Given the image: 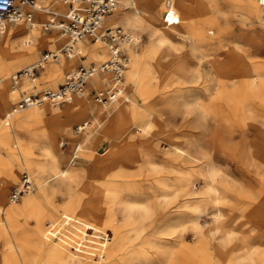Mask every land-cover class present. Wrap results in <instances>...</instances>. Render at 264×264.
Masks as SVG:
<instances>
[{"label":"bare ground","instance_id":"obj_1","mask_svg":"<svg viewBox=\"0 0 264 264\" xmlns=\"http://www.w3.org/2000/svg\"><path fill=\"white\" fill-rule=\"evenodd\" d=\"M34 1V9L16 2L17 8L29 12V20L10 16L0 21V59H3L0 61V148L15 154L18 146L39 188L28 195L34 189L32 182V188L20 196L19 203L11 202L9 197L6 201L7 185L15 180L19 164L15 158H0V240H3L0 264H30L26 253L30 231L18 228L22 216H32L36 230L45 235L59 230L62 241L89 256L97 253L102 256L104 250L116 246L135 230L140 221L154 218V213L160 216L155 227L162 232H173L177 228L178 215H185L193 229L226 232L222 222L221 167L204 149L192 152V140L186 131H152L155 124L163 128V110L196 112L201 119L209 117L207 107L205 109L193 96L192 87H225L226 71L238 70L240 47L233 46L231 50L227 46L230 43L224 36L227 16L217 6L218 0H172L176 21L171 24L163 20V0H117L118 5L104 21L119 24L132 37L131 42L122 45L129 62L121 94L106 102L93 100L92 90L111 83L110 76L108 84L104 85L109 73L96 70L87 79L86 91L74 95L62 108L46 101L14 110L19 91L40 93L36 84L38 77L34 83L20 80L19 90L13 88L11 81L9 87L7 77L18 67L39 61L40 58L34 60L42 48L47 47L56 55L43 65L42 81L61 80L62 73L74 72L79 61L90 64L86 67L96 68L108 58V48L106 51L103 42L94 43L87 36L73 38L62 27V20L57 17L65 13L66 0ZM232 1L238 4V0ZM246 2L255 17L264 19V2ZM192 18L194 24L181 28ZM48 28L53 31L46 32ZM173 32L182 36L181 44L188 40L187 50L172 41ZM68 46L71 50L63 52L62 47ZM239 71L243 78L238 87H259L258 68L250 64ZM174 78L180 79L183 87H166ZM236 90L237 87L222 90L225 96H221L220 101L225 104V100H232V112L237 118L254 116L247 102L235 96ZM136 100L142 105L135 106ZM218 119L222 126L223 115ZM80 120L81 131L74 134L71 125ZM46 121L48 126L41 132L33 127L26 129L25 137L13 132L15 128ZM102 125L103 133L99 135L97 132ZM221 129L218 140L222 133L231 132L224 127ZM116 130L118 134L112 136ZM109 133L111 136L106 137ZM64 134L68 138L67 151L55 146L56 136ZM106 139L108 153L99 148ZM37 149L40 158L36 156ZM70 151L72 155L68 156ZM78 155L88 158L89 166L73 167V157ZM24 171L31 177L27 169ZM88 176L93 178V184L87 181ZM59 196H64L61 204L56 202ZM207 203L212 205L210 210ZM76 208H81L86 218L56 230L54 220L61 211L68 213ZM205 214L211 216V220L202 227L199 218ZM242 248L249 250L244 240ZM257 251V264H264V250ZM57 258L60 260L62 256Z\"/></svg>","mask_w":264,"mask_h":264},{"label":"rangeland","instance_id":"obj_2","mask_svg":"<svg viewBox=\"0 0 264 264\" xmlns=\"http://www.w3.org/2000/svg\"><path fill=\"white\" fill-rule=\"evenodd\" d=\"M164 1H162L163 8ZM217 6L227 16V30L224 35L230 42L227 46L229 49L233 46L240 47V50H238V70L226 71L224 75L225 87H192L191 92L193 96L199 99L200 103L205 106V109L207 107L206 111H208L209 117L201 119L196 112L190 114L183 110L174 112L163 110V119L161 122L163 128H160L159 124H155L152 127V131L154 133H159L162 130L186 131L192 140V152L196 153L198 149H204L211 154L214 161L221 167L224 186L222 203L224 217L222 222L226 226L227 231L212 232L207 228L196 230L192 228L191 223L187 221L185 215H178V220L175 223L177 228L173 232H162L159 231V228L155 227L160 222V216L154 213V218L149 219V221H140L135 230L126 234L116 246L104 250L102 256L98 253L89 256L81 250L72 247L67 241H62L59 230L45 235L36 230L32 216H22L19 219L18 228L20 231L28 229L30 231L29 245L26 249L30 264H257V250H264V19H259L251 13L246 0H238V4L232 0H218ZM64 14H60L62 16L57 17V19L63 21ZM104 23L110 26H120L119 24L108 23L106 19ZM194 23L192 18L185 21L181 28H186V26ZM197 24H200V22ZM120 27L125 29L122 26ZM52 31V28L46 30L48 33ZM181 37V35L174 32L171 36L172 41L176 45L183 47V50H187L189 48L188 40H185L181 44ZM103 44L106 47L105 43ZM46 51L50 52L52 50L47 47L42 48L34 61H37ZM62 51L65 52L64 50ZM82 59H85V57H82ZM0 61H3V59H0ZM250 64L258 68L261 73L259 76V87L242 89L238 87V84L243 78L239 70L243 66L249 67ZM80 65L90 66V64H84L79 61L74 68L77 69ZM23 67L24 65L10 72L7 77L9 87L11 83L10 76ZM43 69L42 67L40 72ZM40 72L36 84L39 85L37 90L43 92L45 90L57 89L63 83L64 77L73 71L67 72L65 70L61 75L62 79L57 82L42 81L40 79ZM109 78L110 75H107L106 84L104 83V85L108 84ZM122 81L125 87L124 75ZM166 87H183V85L180 79L174 78L166 84ZM231 87H237L235 96L247 102V105L255 112L254 116H242L243 119L241 117L237 118L238 116L236 117L233 114L231 108L233 101L227 99L225 100V104L223 101H220L221 96H225V92L222 90H228ZM101 88H103V85ZM95 91L96 89L90 93L93 100H96L94 97ZM125 91L126 89L123 93ZM222 92L223 94H221ZM129 93L131 92L129 91ZM16 100L17 97L15 101L10 102L8 111L12 109ZM135 102V106L139 107L142 105L138 100ZM66 104L68 102L53 106L62 108ZM221 115L224 117L222 126L221 122L218 121V117H221ZM188 118L190 119L188 120ZM81 122L82 120L75 121L71 125V130L74 134L80 133L81 128L79 124ZM244 122L245 124H243ZM48 123V121L34 122L25 128H15L13 132L25 137L26 129L29 130L33 127L36 131L40 130L41 132L48 126ZM93 127L94 125L91 126V128ZM222 127L231 130V132L222 133L224 137L221 136L218 140V135H220L219 133ZM97 133L102 135L103 125ZM116 134H118L117 130L112 136ZM10 136L15 146L11 130ZM110 136L111 133L106 137ZM67 139L66 134L57 135L55 146L59 150H69ZM71 142L73 143V140ZM62 143L64 144L62 145ZM108 147L109 142L107 139L99 144V148L103 152L108 153ZM15 149V154H9L10 152L5 148H0V158H15L19 164V170L15 180L7 185L6 201H8L13 187L17 186L19 181H21L22 173L25 169L30 173L34 186V189L31 192L29 191L28 195L34 194L39 190L34 175L25 164V159L21 156L22 153L18 146ZM38 150L35 153L37 158H40L41 153ZM67 154L71 156L72 152L70 151ZM86 159L83 155H78L75 161H72V164H74L73 167H79L83 164L89 166ZM70 160H72V157ZM87 179L90 184H93V178L88 176ZM63 201L64 196L56 198L58 204H61ZM206 206L209 210L212 208L211 203H207ZM168 210L172 209L168 208ZM84 213L81 208H76L68 213L61 211L57 219L54 220V228L59 229L60 227L72 226L76 220L80 218L84 220L86 218L83 216ZM210 220L211 216L207 214L199 218L202 227ZM147 222H150V224H147ZM169 224L171 223L169 222ZM243 240L249 245L247 252L242 248ZM2 244L3 240H0V248ZM57 256H62V259L57 260Z\"/></svg>","mask_w":264,"mask_h":264},{"label":"built area","instance_id":"obj_3","mask_svg":"<svg viewBox=\"0 0 264 264\" xmlns=\"http://www.w3.org/2000/svg\"><path fill=\"white\" fill-rule=\"evenodd\" d=\"M17 1L19 4H25L31 9L35 7L34 0H0V21L10 16L17 20L30 19L29 12L16 7ZM66 2L65 19L61 22L65 31L73 38L87 36L94 42L101 41L105 43L108 48V58L96 68L78 66L74 72L64 77L63 83L55 90H45L40 93L19 91V98L14 110H22L46 101L54 104L67 102L74 95H79L84 91L88 77L96 70L107 72L111 76V83L108 86L95 91L94 97L97 101L113 100L122 92L121 83L129 62L122 45L131 42L132 37L120 26L106 27L103 23L104 18L110 15L118 5L117 0H66ZM163 17L164 22L167 24L176 21L172 0L164 1ZM69 49L71 50V46L63 47L65 52ZM53 57H56L54 53L46 51L36 63L17 70L11 77L13 88L19 90V81L22 79H28L30 83H34L40 69ZM31 188V177L24 171L21 177V185L13 187L9 194L10 201L17 202L20 196Z\"/></svg>","mask_w":264,"mask_h":264},{"label":"snow or ice","instance_id":"obj_4","mask_svg":"<svg viewBox=\"0 0 264 264\" xmlns=\"http://www.w3.org/2000/svg\"><path fill=\"white\" fill-rule=\"evenodd\" d=\"M261 2H264V0H261Z\"/></svg>","mask_w":264,"mask_h":264}]
</instances>
